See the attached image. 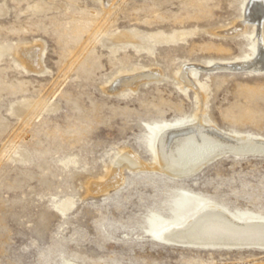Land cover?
I'll list each match as a JSON object with an SVG mask.
<instances>
[{
    "label": "rangeland",
    "instance_id": "obj_1",
    "mask_svg": "<svg viewBox=\"0 0 264 264\" xmlns=\"http://www.w3.org/2000/svg\"><path fill=\"white\" fill-rule=\"evenodd\" d=\"M248 1L0 0V264L263 263L264 248L156 236L201 201L264 217V156H223L181 178L156 167L172 127L264 139V68L227 67L256 53ZM260 27L264 43V16ZM127 151L147 167L122 166L102 190Z\"/></svg>",
    "mask_w": 264,
    "mask_h": 264
},
{
    "label": "bare ground",
    "instance_id": "obj_2",
    "mask_svg": "<svg viewBox=\"0 0 264 264\" xmlns=\"http://www.w3.org/2000/svg\"><path fill=\"white\" fill-rule=\"evenodd\" d=\"M103 1L110 4L112 0ZM263 16L264 0H249L245 4L244 21H253L257 26L258 41L256 43V53L254 58L248 61L234 62L229 65L227 64V67L230 65L237 67L248 65L249 68L255 70L264 68V43L259 33V29L261 28L260 22ZM22 55L28 57V59L34 56L27 49H23ZM36 60L32 61V66L34 67H37ZM220 65L223 69L225 68L223 64ZM197 66L195 67L190 64L182 68L179 77L182 80L183 86L188 87L187 85L192 84V80L196 79V73L199 68ZM217 67L215 66L214 68ZM159 73L158 71H152L146 77H158L160 76ZM134 79L128 77L119 83L120 85L126 84L132 86V80ZM197 124L199 125L191 126L187 124V126L178 127L177 129H173L176 127H172V129L158 135L156 146L159 163L156 166L157 168L167 172L174 178H181L194 175L195 172L202 169L208 162L223 156H264L263 138L251 135L231 134L213 124ZM122 166L130 169L147 167L135 155L128 151L124 152L115 160L109 179L102 181V183L104 182L103 189L101 184L94 185L99 190H107L110 187H114L120 179L118 177ZM94 185L92 183V186ZM65 209L67 208L64 207ZM156 236L161 242L169 246L264 248V217H248L242 220L234 217L213 202L201 201L191 215L183 218L181 222L174 221L163 226L156 232ZM66 264L77 263L67 262ZM259 264H264V261Z\"/></svg>",
    "mask_w": 264,
    "mask_h": 264
}]
</instances>
